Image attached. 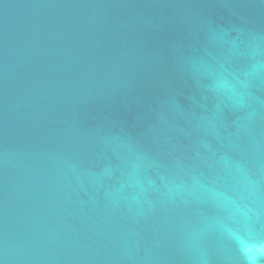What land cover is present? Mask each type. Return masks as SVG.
<instances>
[{
	"label": "water",
	"instance_id": "obj_1",
	"mask_svg": "<svg viewBox=\"0 0 264 264\" xmlns=\"http://www.w3.org/2000/svg\"><path fill=\"white\" fill-rule=\"evenodd\" d=\"M264 264V0H0V264Z\"/></svg>",
	"mask_w": 264,
	"mask_h": 264
},
{
	"label": "clouds",
	"instance_id": "obj_2",
	"mask_svg": "<svg viewBox=\"0 0 264 264\" xmlns=\"http://www.w3.org/2000/svg\"><path fill=\"white\" fill-rule=\"evenodd\" d=\"M248 264H255V261L252 258L248 259Z\"/></svg>",
	"mask_w": 264,
	"mask_h": 264
}]
</instances>
